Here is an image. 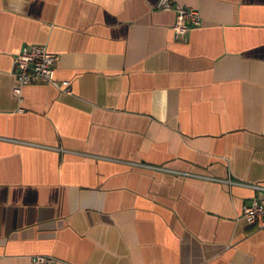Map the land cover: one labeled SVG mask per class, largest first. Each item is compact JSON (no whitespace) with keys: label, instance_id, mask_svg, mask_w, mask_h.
<instances>
[{"label":"crops","instance_id":"obj_1","mask_svg":"<svg viewBox=\"0 0 264 264\" xmlns=\"http://www.w3.org/2000/svg\"><path fill=\"white\" fill-rule=\"evenodd\" d=\"M158 1L0 0V264H264V0Z\"/></svg>","mask_w":264,"mask_h":264},{"label":"built area","instance_id":"obj_2","mask_svg":"<svg viewBox=\"0 0 264 264\" xmlns=\"http://www.w3.org/2000/svg\"><path fill=\"white\" fill-rule=\"evenodd\" d=\"M156 8L162 10H173L175 20L172 26L174 36L184 40L187 31L201 25L202 19L198 8L173 3L171 0H159ZM15 75L18 85L14 88L16 95L21 94V87L25 84L38 81H47L64 91H70L68 80H57L55 78L56 55L47 50L42 44L23 45L14 56ZM259 191L258 196L251 198L242 206L241 216L248 224L256 228H264V186L251 184ZM32 260L37 264H50V259L36 255Z\"/></svg>","mask_w":264,"mask_h":264}]
</instances>
